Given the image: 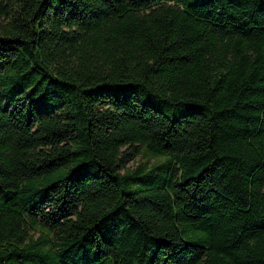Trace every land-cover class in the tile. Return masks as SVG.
<instances>
[{"label": "trees", "instance_id": "16d2710c", "mask_svg": "<svg viewBox=\"0 0 264 264\" xmlns=\"http://www.w3.org/2000/svg\"><path fill=\"white\" fill-rule=\"evenodd\" d=\"M0 264H264V0H0Z\"/></svg>", "mask_w": 264, "mask_h": 264}, {"label": "rangeland", "instance_id": "374dc122", "mask_svg": "<svg viewBox=\"0 0 264 264\" xmlns=\"http://www.w3.org/2000/svg\"><path fill=\"white\" fill-rule=\"evenodd\" d=\"M161 158H153V157H146L144 155H138L135 158H133L130 162L126 164L127 168H134L138 164H145L147 166H151L156 161H161Z\"/></svg>", "mask_w": 264, "mask_h": 264}]
</instances>
